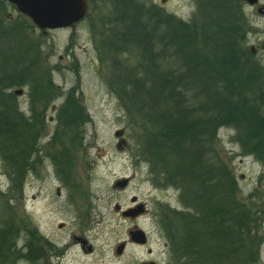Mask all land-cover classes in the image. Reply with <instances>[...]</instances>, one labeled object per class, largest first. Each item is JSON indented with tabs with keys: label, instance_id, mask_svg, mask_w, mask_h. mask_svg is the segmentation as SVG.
<instances>
[{
	"label": "rangeland",
	"instance_id": "1",
	"mask_svg": "<svg viewBox=\"0 0 264 264\" xmlns=\"http://www.w3.org/2000/svg\"><path fill=\"white\" fill-rule=\"evenodd\" d=\"M87 2L86 16L75 26L44 33L14 4L0 0V117L20 121H0V264L15 259L38 264L13 232L25 219L34 227L28 234L33 241L40 229L63 251L71 239L57 225L81 209L82 201L107 218L92 240L100 252L91 257L71 245L59 255L60 264H117L111 246L121 238L122 215L116 205L126 206L133 197L151 211L146 217L153 224L143 226L152 231L155 255L172 264H193L186 255L198 259L194 248L199 247L184 242L181 217L193 213V191L204 193L200 182L193 187L192 162L202 174L213 171L221 185L213 210L219 209L220 217L204 211L210 224L203 237L226 218L237 234L236 253L225 256L220 242L216 260L203 264H264V13L258 11L264 0L256 6L246 0ZM188 45L201 53L202 80L193 72L187 76L179 49ZM228 49L235 52L238 74L222 66ZM228 75L233 91L227 101L237 111L222 120L225 114L204 105L203 91L222 90ZM169 85L179 87L172 91ZM176 91L193 107L188 116L171 108L169 96ZM149 94L160 99L169 122L177 117L182 124L197 122L196 138L183 141L185 153H174L178 141H171L162 119H153ZM24 120L28 129L20 130ZM206 120L214 121V131L200 129ZM158 140H165L163 154L155 149ZM67 157L72 165L58 169L56 163ZM73 175L74 204L66 209L56 188ZM124 179L129 184L118 186ZM60 258L51 257V263Z\"/></svg>",
	"mask_w": 264,
	"mask_h": 264
},
{
	"label": "trees",
	"instance_id": "2",
	"mask_svg": "<svg viewBox=\"0 0 264 264\" xmlns=\"http://www.w3.org/2000/svg\"><path fill=\"white\" fill-rule=\"evenodd\" d=\"M170 26L173 27V25H171V24H170ZM142 42L144 43L143 40H142ZM176 47L178 48V46H176ZM228 50H229V57L224 61L225 64L222 66L224 68L227 67V69H230L232 72H235V74H238L239 70L237 72L238 65L236 64L237 60L235 58V52L232 49H228ZM179 54H183L187 59L186 65L188 67V72H187L188 78L191 77L192 72H193L196 79L202 80L203 69L205 68V64L201 61V53L196 52L195 50H193L191 48L190 45H188V46H185L183 48H180ZM155 75L157 78H160L158 73H155ZM199 75H201V76H199ZM228 79H229V81L222 86V88H223L222 90H214L215 93H213V91L208 90V89H206V90L204 89V91H203L204 96L207 99V102L204 105H207L210 108L214 107L218 111L217 113L219 114V116H222V114H225L224 115L225 117H221L222 120L224 118H228L231 115V112L232 111L234 112L236 110L235 104H233L232 101H227L228 96L233 91L231 88L232 87L231 84H233V81L231 82L230 75H228ZM164 80H166V79H164ZM169 84H171V82ZM178 87H179V85H176V86L169 85V89L171 88L172 91H174V88H178ZM223 94L226 96H223ZM156 98H157L156 94H149V105H150V108H152L153 119L156 121H159V122L164 121L163 123L166 124V129H167V131H169L168 135H169V138L171 139V141H174V140L178 141V143L176 144L174 153L175 154H182V152L185 153L182 149V146H184V145L186 146L187 144H183V141L186 140V138L190 137V136L191 137L188 139L190 141L192 139L196 138L195 136L198 134V130H199L198 128H196V127H198L196 125L197 122H193L191 124H188L187 123L188 121H187V122L182 124L180 122L182 118L179 120V117L175 118L176 120L174 119L173 121L169 122L167 120V118L165 117V115L163 114V112L159 109V107L162 105V103L160 101H158L160 99L157 100ZM221 98H225V100H223ZM152 99H154V102H152ZM169 99H170L169 103L171 105V108H173L174 110L177 111L176 114L184 117L185 115L188 116V114L191 111H193V107L189 108L187 106V104L185 103V98H184L183 93H181V91H176V94L173 96H169ZM220 100H222V101H220ZM134 104L136 105V101L132 102L133 107H134ZM184 106H185V109H183ZM179 107L182 110H180ZM190 109H191V111H189ZM200 113H202V112H200ZM196 118L199 121V117L197 116V117H195V119ZM160 119H162L163 121H161ZM0 121L1 122L4 121L8 124L11 123L13 125L15 123L20 122V121L16 120L15 118H14V120L9 121V118H4V116L0 117ZM26 122L27 121L24 120L22 122L21 126H20V124L15 125V126L16 127L20 126L19 127L20 130L23 128L25 130H27L28 127L26 126ZM213 122L214 121H212V120H206L203 124L200 123V129L203 130V132H206V130H210V129H212V131H214ZM8 126H10V125H7L6 128H8ZM1 130H3V129H1ZM261 134L262 133L259 132V133L255 134L254 137L255 138L259 137V136H261ZM13 139L18 140L17 136H16V139L15 138H13ZM164 141L158 140L155 143V149L157 151H159L158 153H161V154L164 153L163 148L166 145ZM172 158H173V156H171V159ZM192 164H193V166H192V174H193L192 182L194 183L193 187L197 185V182H200V189L204 193V195H199V193H196L195 191H193V195H192V199H191V205L193 207L192 208L193 213H190L188 215H184L181 218L183 220V225L186 229V232H184L185 236H186L184 238L186 241L184 240V242L190 241V243H189L190 245H193L192 243L197 242L196 245L199 248L196 247V249L194 248V250L196 251V253H198L200 255V257L198 259H196L194 257V255H192V254L186 255V257H189L191 260L194 259L195 262L193 261L194 262L193 264H201V262H200L201 260H203L202 261L203 263H207L208 261H210V258L213 259V262H214L219 255V252L217 250H219L218 247L220 245V242H223V244H224V251H221V253L224 252L225 256H227V257L230 256L231 253L234 254V252H235L234 240L236 239L235 237L237 236V234L235 236L234 227H233V224H234L233 220L230 218H226V219H222L221 221H219V220L215 221L209 227V229L211 231L206 232V234H207L206 239H205V237H203V234H204V231H205L207 225L210 224L207 222V219L204 217V211L206 210V212H208V216L214 214V216L220 217L219 216V209L217 211V214H216V211H213L214 209L219 207L218 194L220 193V191H219L220 182L217 183L214 180V176H216V174H214L213 171H211L209 168H207L205 170L206 173L202 174V172H200V171H202L203 169L199 171L198 167H197V165L199 163L195 164L194 162H192ZM167 169L170 170L168 167H167ZM198 171L200 173H198ZM207 198L209 200H207ZM197 226H198V229H197ZM4 236H5V233H4ZM230 241L233 243V246H231V247H229V245H228V242H230ZM235 243H236V240H235ZM189 247L190 246H188L186 249L187 250H193L192 247H190V248ZM231 248L233 250H231ZM187 253H189V252H187ZM233 261H234V259H233Z\"/></svg>",
	"mask_w": 264,
	"mask_h": 264
},
{
	"label": "flooded vegetation",
	"instance_id": "3",
	"mask_svg": "<svg viewBox=\"0 0 264 264\" xmlns=\"http://www.w3.org/2000/svg\"><path fill=\"white\" fill-rule=\"evenodd\" d=\"M258 4H260V0H258L255 4H251L250 6H256ZM258 11L261 14L262 12L264 13L262 3L261 6H259ZM43 32L46 33L47 31L43 30ZM56 164L58 169H63L67 166L69 167V165H72L70 157H67V159L62 160L59 163L57 162ZM64 172L66 175H69L68 171ZM70 174H74V170H72V168L70 169ZM69 177H72L71 179H73V181L70 179V181L62 182L61 185L56 188V196L58 198L63 196V205L66 207V209L68 205L73 203L74 189L72 186L75 188L73 182L77 183L74 175ZM124 182L125 184H123ZM128 184L129 179H124L117 182L118 186L124 188ZM61 189L66 190V192L69 194L65 196ZM81 203V209H78L75 214L73 212V216H71V218H68L67 221L58 223L57 226L60 231L69 232V238L71 239L70 243H67L64 247H62L64 248L63 251H66L69 247H71V245H75L79 247L83 254H88L93 257L100 252L101 248L99 243H94L92 240L97 236V232L101 234L102 227L100 225L103 221H106L107 218L103 216L101 211L95 210L96 205L92 207L86 202L82 201ZM116 210L120 213V215H122V218L119 221V225L121 226V230H119L121 232V238L111 246L112 255L117 260V264H172L170 259H167V262L159 259L155 255L154 249L151 246V241L154 238L151 235L152 231H148V229L144 228L143 225L144 222L153 224L154 219L152 217H146L151 213L146 203L140 202L137 197H133L131 203L126 206L117 204ZM25 220L19 221V226L17 229L13 228L14 234L16 233L15 237L23 242L21 249H25L26 254L28 253L29 257H33L38 264H52L50 259L53 256L60 258L59 255H61L63 251H59V244L52 242L48 236L44 234V232L42 233L40 231V229L38 230L37 240L33 241L31 236L29 237L28 234L31 232V230L35 231L34 227L33 229H30V226H28V223ZM155 232L156 231L154 228V233ZM9 233H12L11 226L6 228L7 238H9ZM165 245H169L168 242L165 243ZM22 254L23 253L20 252L19 249L18 257L20 258ZM96 257L94 258L95 261H97ZM60 261L61 258L60 260H57V264H60ZM202 261L203 260L200 261L201 264H203ZM13 263L16 264V259L12 262H9V264Z\"/></svg>",
	"mask_w": 264,
	"mask_h": 264
},
{
	"label": "water",
	"instance_id": "4",
	"mask_svg": "<svg viewBox=\"0 0 264 264\" xmlns=\"http://www.w3.org/2000/svg\"><path fill=\"white\" fill-rule=\"evenodd\" d=\"M8 1L14 4L21 13L27 15L38 27L45 30L72 26L84 18L88 9L87 0ZM248 1L255 4L258 0Z\"/></svg>",
	"mask_w": 264,
	"mask_h": 264
}]
</instances>
